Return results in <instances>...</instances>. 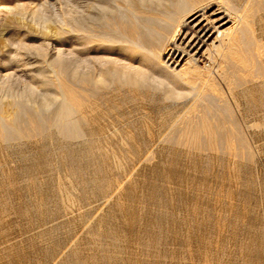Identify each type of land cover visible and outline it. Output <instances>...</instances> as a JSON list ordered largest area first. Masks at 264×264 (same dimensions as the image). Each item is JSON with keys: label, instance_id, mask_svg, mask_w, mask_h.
<instances>
[{"label": "rangeland", "instance_id": "1", "mask_svg": "<svg viewBox=\"0 0 264 264\" xmlns=\"http://www.w3.org/2000/svg\"><path fill=\"white\" fill-rule=\"evenodd\" d=\"M66 2L7 0L15 12L0 18V75L13 50L35 65L28 83L0 85V104L13 107L25 92L38 121L60 102L42 74L64 64L54 48L78 34L67 30ZM31 12L50 17L47 29ZM256 23L264 44V7ZM20 41L28 47L17 49ZM255 85L242 87L255 100L240 97L242 148L230 151L176 138L187 99L119 85L92 99L93 136L52 122L0 138V264H264V84ZM43 93L52 95L48 109Z\"/></svg>", "mask_w": 264, "mask_h": 264}, {"label": "bare ground", "instance_id": "2", "mask_svg": "<svg viewBox=\"0 0 264 264\" xmlns=\"http://www.w3.org/2000/svg\"><path fill=\"white\" fill-rule=\"evenodd\" d=\"M6 1L0 0V18L15 12ZM66 1L67 30L74 28L78 34L68 36L64 51L55 46V56L64 54L65 62L52 64L55 74L50 79L42 74L54 93H43L40 108L48 109L52 98L59 105L41 122L23 107L28 95L19 93L13 107L0 104V138L44 132L52 122L63 132L96 134L89 127L90 103L101 88L119 85L158 91L171 101L187 99L185 112L176 118L180 128L174 130L184 145L228 151L242 148V130L234 117L240 111V97L247 104L255 100L242 87L264 84V62H259L264 44L256 32V15L264 0ZM37 15L31 12L32 21L47 29L50 17L45 12ZM25 43H16L17 49L28 47ZM20 52L13 50L7 60V53L2 56V67L10 69L0 75L5 88L28 83L35 67L34 60Z\"/></svg>", "mask_w": 264, "mask_h": 264}]
</instances>
